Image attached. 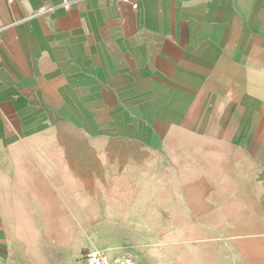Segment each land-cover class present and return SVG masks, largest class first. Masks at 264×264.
<instances>
[{"label": "crops", "instance_id": "crops-1", "mask_svg": "<svg viewBox=\"0 0 264 264\" xmlns=\"http://www.w3.org/2000/svg\"><path fill=\"white\" fill-rule=\"evenodd\" d=\"M136 1L0 0V223L61 197L135 264H264V0Z\"/></svg>", "mask_w": 264, "mask_h": 264}, {"label": "rangeland", "instance_id": "rangeland-1", "mask_svg": "<svg viewBox=\"0 0 264 264\" xmlns=\"http://www.w3.org/2000/svg\"><path fill=\"white\" fill-rule=\"evenodd\" d=\"M23 198L22 217L0 223V264H19L18 249L20 254L24 250L25 264H84L88 248L96 247L95 236H89L93 239L87 240L90 246H82L75 233L78 221L62 219V198H54L53 203L60 204L51 205V199L38 197L34 207L25 204L30 202L27 192Z\"/></svg>", "mask_w": 264, "mask_h": 264}, {"label": "built area", "instance_id": "built-area-1", "mask_svg": "<svg viewBox=\"0 0 264 264\" xmlns=\"http://www.w3.org/2000/svg\"><path fill=\"white\" fill-rule=\"evenodd\" d=\"M120 2L132 5L134 9L139 7L136 0H119ZM84 264H135L136 258L131 255L111 256L103 249L89 248L84 257Z\"/></svg>", "mask_w": 264, "mask_h": 264}]
</instances>
